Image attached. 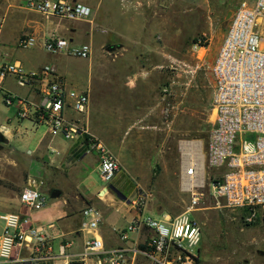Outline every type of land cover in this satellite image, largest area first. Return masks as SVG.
Masks as SVG:
<instances>
[{
  "label": "crops",
  "instance_id": "obj_1",
  "mask_svg": "<svg viewBox=\"0 0 264 264\" xmlns=\"http://www.w3.org/2000/svg\"><path fill=\"white\" fill-rule=\"evenodd\" d=\"M28 1L0 0V65L18 62L27 70L34 71L45 66L54 67L68 89L85 92L89 97L85 114L67 110L66 117L98 138L120 163H125L122 156L128 155L133 156V168L142 171L144 164L148 167V162L140 157L144 150L158 149L170 138V123L159 110V90L166 70L174 69V63L169 68L165 66V59L170 50L174 58L175 40L176 46L179 45L178 36L165 38V28L176 26L179 30L182 0H65L91 8L92 17L88 22L41 16L26 7ZM24 34L35 36L40 41V45L27 51L42 55V61L13 59V53L5 47V38H14L17 45ZM53 34L70 40L74 46L89 48V59L47 53L41 42ZM13 84V78H9L4 85L5 92L18 96ZM39 87L37 83L28 87L26 97L21 98L28 99L33 105L39 104ZM29 119L35 132L41 127L45 129L42 136L33 142L35 148L31 152L36 158L43 159L45 181L52 188V191L48 187L41 190L46 205L32 214L33 222L46 229L51 224L55 225V229L47 232L54 236L56 249L65 240L71 242L72 253L82 254L84 240L94 235L82 230V212L88 205L94 206L86 183L92 178L93 170L100 173L99 154L86 152V134L80 133L73 141H67L62 136L52 135L42 123ZM10 124L0 125V135L9 140V145L20 140L17 137L19 130ZM19 142L24 148L30 145L27 140ZM118 176L119 173L111 186L120 190L122 184L116 182ZM70 179L74 182L72 192L66 194L64 182ZM56 190L60 194L53 197ZM111 193L104 194L102 187L98 189L96 198L103 204L111 201V205L116 207L115 212H111L108 206L104 210L95 207L104 216L98 236L103 238L108 249H115L121 245L115 230L126 228L138 214ZM213 200L215 205L211 208L196 209L193 213L195 218L191 214L202 229V239L195 250L193 263L264 264V242L260 243L256 237L258 230L264 231V210L258 208L255 222L248 224L245 220L249 210H230L223 201ZM125 201L127 204L130 202L129 199ZM11 209L0 196V211L14 213L10 212ZM121 211L122 215L116 216ZM131 238L136 240L137 234H132ZM146 263L143 258L136 261V264Z\"/></svg>",
  "mask_w": 264,
  "mask_h": 264
},
{
  "label": "built area",
  "instance_id": "obj_2",
  "mask_svg": "<svg viewBox=\"0 0 264 264\" xmlns=\"http://www.w3.org/2000/svg\"><path fill=\"white\" fill-rule=\"evenodd\" d=\"M26 7L41 16L63 21L88 22L92 17L88 6L65 0H29ZM41 43L53 55L80 59H89L91 55L89 48L74 46L70 40L54 34ZM38 45L40 41L29 34L22 35L17 42L23 50ZM212 76L214 121L207 150L205 154L202 151L203 182L198 183V162L191 158L185 164L182 157L180 185L192 199L187 213L174 219H158L144 211V196L129 204L123 201L138 215L126 228L115 230L121 245L108 249L98 236L104 216L95 206L88 205L82 212V230L94 235L84 240L82 254L72 253L71 242L63 240L57 249L54 247L55 238L47 230L55 229V225L46 229L34 224L32 214L45 207L46 199L40 187L29 182L19 197L20 211L0 215V264H136L138 258L146 260V264H194L202 229L191 213L200 205L207 186L211 196L223 201L226 208L249 210L245 222L254 223L256 210H264V0L239 3L219 47ZM9 78L21 88L39 84L40 103L33 105L26 98L6 93L4 85ZM1 99L8 107L17 105L21 120L32 118L54 136L73 141L80 133L86 134V152H97L100 157L104 194L111 191L121 169L119 160L98 138L65 115L67 110L85 114L88 94L68 89L52 66L34 71L21 63L7 62L0 65ZM249 135L252 140L247 139ZM206 164L215 173L213 177H207ZM132 234H137L136 240L131 238Z\"/></svg>",
  "mask_w": 264,
  "mask_h": 264
},
{
  "label": "rangeland",
  "instance_id": "obj_3",
  "mask_svg": "<svg viewBox=\"0 0 264 264\" xmlns=\"http://www.w3.org/2000/svg\"><path fill=\"white\" fill-rule=\"evenodd\" d=\"M241 1L243 0H182L179 30L176 26L165 28V38H177V36L179 38L178 46L175 40L174 58L170 50L169 56L165 59V66L169 68L174 63V69L166 70L164 83L159 90L161 98L159 110L161 116L170 123V138L158 149L144 150V154L140 157L148 162V167L144 164L142 171L133 168L131 162L133 156H122L125 163L120 160L121 169L116 179V182L122 184L120 186L122 190L119 191L130 201L144 196V211L155 218L174 219L187 213L191 207V195L183 192L180 185L183 157L180 146L183 142H199L204 154L207 150L209 132L214 121L212 68L222 40ZM5 47L13 53V59L35 58L41 61L44 59L42 55L33 53L34 51L19 49L14 38H5ZM13 87L19 97H26L28 88H20L15 84ZM9 122L13 129L19 130L18 139L30 143L28 148H24L21 147L19 140L12 142L11 145L2 144L0 149V196L12 207L10 212H18L20 194L29 182H35L40 190L48 187L50 191L52 188L45 181L43 159L36 158L31 152L35 148L33 142L42 136L45 129L41 127L35 132L31 119L21 120L18 117L17 105L8 107L1 99L0 125ZM247 139L252 140L253 136L249 135ZM205 170L208 178L215 175L207 164ZM92 173V178L86 183V189L88 195L94 199V206L101 210L108 206L111 212H115L116 207L111 205L113 204L111 201L103 204L96 198L98 189L105 184L100 180V173L98 174L96 170ZM64 183L66 194H69L72 192L74 182L70 179ZM111 194L115 196L114 193ZM46 196L49 198L48 194ZM213 199L207 186L204 197L196 209L211 208L215 205ZM5 213L8 212L0 211V215ZM122 213L123 211L116 216L119 217ZM193 213H191L192 217L195 218ZM258 232L257 241L263 243L264 231L261 229Z\"/></svg>",
  "mask_w": 264,
  "mask_h": 264
},
{
  "label": "bare ground",
  "instance_id": "obj_4",
  "mask_svg": "<svg viewBox=\"0 0 264 264\" xmlns=\"http://www.w3.org/2000/svg\"><path fill=\"white\" fill-rule=\"evenodd\" d=\"M181 150L184 157V163L188 164L190 159L193 158L198 162L200 179L198 183L203 182L204 177V155L202 153V145L199 142H188L181 145Z\"/></svg>",
  "mask_w": 264,
  "mask_h": 264
},
{
  "label": "water",
  "instance_id": "obj_5",
  "mask_svg": "<svg viewBox=\"0 0 264 264\" xmlns=\"http://www.w3.org/2000/svg\"><path fill=\"white\" fill-rule=\"evenodd\" d=\"M2 144H9V140L4 139L1 135H0V149L2 148ZM110 190L115 194V196L117 198H119L122 201L127 200L126 196L124 194H122L117 188L111 186ZM60 192L58 190L54 191V193L52 194L53 197H57L59 196Z\"/></svg>",
  "mask_w": 264,
  "mask_h": 264
}]
</instances>
